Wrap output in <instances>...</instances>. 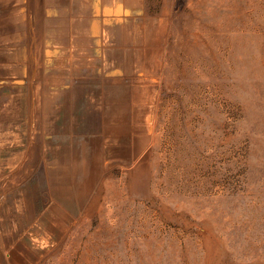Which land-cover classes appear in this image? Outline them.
<instances>
[{
	"label": "rangeland",
	"instance_id": "1",
	"mask_svg": "<svg viewBox=\"0 0 264 264\" xmlns=\"http://www.w3.org/2000/svg\"><path fill=\"white\" fill-rule=\"evenodd\" d=\"M0 264H264V0H0Z\"/></svg>",
	"mask_w": 264,
	"mask_h": 264
}]
</instances>
